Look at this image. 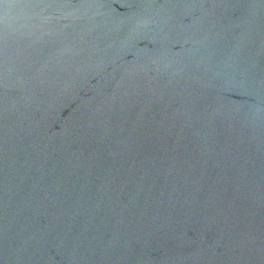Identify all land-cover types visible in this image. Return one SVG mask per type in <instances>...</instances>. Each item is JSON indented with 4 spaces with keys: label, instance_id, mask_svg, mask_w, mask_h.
<instances>
[{
    "label": "water",
    "instance_id": "obj_1",
    "mask_svg": "<svg viewBox=\"0 0 264 264\" xmlns=\"http://www.w3.org/2000/svg\"><path fill=\"white\" fill-rule=\"evenodd\" d=\"M0 264H264V0H0Z\"/></svg>",
    "mask_w": 264,
    "mask_h": 264
}]
</instances>
